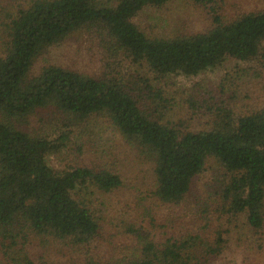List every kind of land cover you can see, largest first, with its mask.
<instances>
[{
  "label": "trees",
  "instance_id": "obj_1",
  "mask_svg": "<svg viewBox=\"0 0 264 264\" xmlns=\"http://www.w3.org/2000/svg\"><path fill=\"white\" fill-rule=\"evenodd\" d=\"M173 1L0 0V264H213L229 248L239 264H264V97L214 101L192 125L167 116L176 102L159 81L227 59L264 78V0H195L209 7L206 30L149 29L153 11ZM94 24L132 76L62 64L31 74L38 55ZM51 107L107 115L149 159L152 202L138 186L127 193L111 168L51 166L63 143L12 121Z\"/></svg>",
  "mask_w": 264,
  "mask_h": 264
},
{
  "label": "rangeland",
  "instance_id": "obj_2",
  "mask_svg": "<svg viewBox=\"0 0 264 264\" xmlns=\"http://www.w3.org/2000/svg\"><path fill=\"white\" fill-rule=\"evenodd\" d=\"M225 2L230 5L226 0ZM153 12L152 22L159 23L146 24L149 29L153 28L160 34L204 31L211 23L209 7L196 3L195 0H175ZM144 15L150 18L149 14ZM112 42L107 32L95 24L84 27L38 55L31 74L38 73L42 67L49 64H62L94 76H132L133 65L127 56L113 50ZM247 65L254 64L227 59L198 75L174 74L161 78L159 81L165 94L169 98L173 97L176 102L167 116L173 120L183 119L186 123L194 125L205 121L208 105L222 98L228 100L237 95L240 106L254 104L258 101L256 97H264V78H259L258 74L246 76L244 72H239ZM248 90L251 98L246 99ZM209 114L208 110L207 115ZM194 115H197V120H191ZM12 121L30 132L63 143L62 147L48 155V161L55 169L63 170L79 164L111 168L121 174L127 183L124 188L127 193H134L137 191L135 187L138 186L144 189L143 196L152 202L153 194H150V191L153 178L149 159L136 151L134 145L121 136L107 115L98 114L81 120L74 119L62 109L51 107L38 110L26 121ZM98 196L105 195L99 193ZM111 239L116 241L115 237ZM237 250H225L213 264H239Z\"/></svg>",
  "mask_w": 264,
  "mask_h": 264
}]
</instances>
